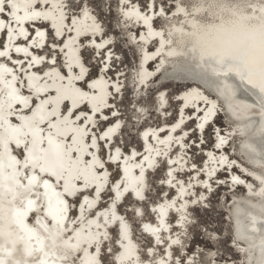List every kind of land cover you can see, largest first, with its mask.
Returning <instances> with one entry per match:
<instances>
[{"label":"bare ground","instance_id":"6f19581e","mask_svg":"<svg viewBox=\"0 0 264 264\" xmlns=\"http://www.w3.org/2000/svg\"><path fill=\"white\" fill-rule=\"evenodd\" d=\"M62 2L67 5V0H62ZM191 2L201 5L199 12L192 8L188 9L197 19L204 16L205 13H208L209 16L215 13L216 17L224 20L229 18L239 20V15L233 17L227 8L209 7L210 4L225 3L227 0H191ZM231 2L242 4L243 0H231ZM133 3L141 11H145L138 0H133ZM168 3L170 4L171 12L166 11L164 16H153L150 21L151 30L154 33L162 32L163 37H161L149 35V27L142 20H138L135 16L127 17L125 12L131 8V5L125 8L117 0V12L124 24V28H126L128 40L131 44L136 45L139 54L136 68L132 71L133 97L140 96L142 90L146 91L149 89L152 81L163 76L161 73L164 69L169 70L171 68L170 65L180 59L186 63L185 68H187V71L200 65L210 69L211 72L217 75L220 90L226 93V89L232 91L231 83L233 84V81L220 73V65L213 59V57L218 58L223 52L216 43L221 34L213 29H200L199 26L196 29L191 28L187 22L192 17H185L183 13L174 16L173 13L176 12V8L173 6L172 0H169ZM40 11L46 14V18L42 14L38 18L25 19L17 23L14 18L9 17L5 23L11 24V38L7 35L6 30L0 31V44H2L0 51L7 53L5 57H0V64L12 69L11 73L0 69V110H2L6 118L13 124H19V117H31L33 111L39 108L45 109V114L53 109L57 115L60 113L66 114L65 105L71 108L75 101L78 110L92 118L91 122H89V127L94 123L95 128L93 131L97 134L114 127L116 123L121 125L115 134H110V139L111 145L121 147L124 156H130L133 150L138 151L142 155H148L145 152V148L149 147L161 150L162 153H167V155L162 154L161 156H155V153H152V158L156 161L154 168H147L145 163L146 183L149 173H155L162 168L163 175L157 177V183L162 186V191L158 198L154 201H147L146 188L144 192L146 199L144 201H137L134 194L130 192L124 194L117 205L118 214L124 215L128 219L118 209V206L124 203L127 196H130L135 201L131 208L133 214L136 208H142V204L147 203L148 211L152 216L148 218L144 217V215L140 217L134 216L139 220L138 228L140 232L153 241V246H155V238L148 233H144L141 225L143 223H151L154 226H158V213L152 212L151 209L160 203H166L169 198L175 199L177 197L179 185H177L176 189H173L166 183H160V180L168 179L167 172L169 167L175 169L173 175L178 180L184 181L186 186L191 184V187L187 189L188 194H185L177 205L179 206V203H183L186 200L188 201L186 208L181 209L179 212L174 209L168 211L167 220L171 222L174 231L161 232L162 236H171L172 239L179 237L181 243L173 245V248H184L183 241L187 237V226L192 222L188 215L190 207L198 205L207 207L206 193L214 187H225L230 189L231 192L236 187H241L246 192V195H244L247 198L241 201L239 197H235L233 194L227 216L233 220L231 215L238 213L236 215L238 219L236 220L239 222L242 236L239 240L234 234L233 228H231V241L234 248H237L236 252L239 254V258H242L240 261L242 264H264V196L256 195L260 191L261 185L254 179L256 175L260 174L262 170L261 164L264 163V143L255 145L245 136V129L248 127L252 131H264V94L260 93L258 88H255V90L251 91L253 97L234 95L229 102H224L217 95V89H212L204 83L202 85L181 83V79H178L182 77L180 74V76L172 80L183 84L173 95L178 105L175 117L171 121L165 120L169 110L168 90L166 88L158 89L155 92L154 101L155 111L161 121L142 125L136 130L140 147L130 145L125 150L122 137L124 119L121 109L117 107V99H120L124 93V75L126 73L124 68L111 67L113 60H119V54L114 49L115 40L113 33H106L103 23L86 0H84L80 8L75 9L70 6L60 7V0H48V4L42 5ZM85 12H87V15H85ZM24 14L22 6L17 15L23 17ZM145 14L153 15L149 11H145ZM2 18L3 16H0V19ZM156 20L159 21L158 24H156ZM48 31L51 32L52 39L49 38ZM191 32H195L196 35H190ZM168 33H171V35H168ZM97 45H103V47H97ZM17 48H20L21 51L17 52ZM85 48L91 50L93 58L99 61L98 69L94 75L90 74V68L83 60L82 50ZM33 57L39 60V63L34 62ZM29 64L32 66L29 67ZM81 65L84 69L82 75ZM162 65L165 66L164 69H162ZM70 67L71 71H69ZM159 68L160 71L157 73ZM13 76L16 77L15 80H13ZM76 76H81V78L76 79ZM231 77L233 78V76ZM234 79L239 84L245 85V82H241L239 78ZM164 80L171 79L166 76ZM256 82L258 83V79H256ZM29 84H31V87H29ZM234 84L238 86L236 83ZM117 88H119L118 92L116 91ZM233 90L235 89L233 88ZM16 93L19 96L28 98L29 104L18 103L14 99ZM83 93H87V95L83 96ZM44 101L47 103H42ZM219 103L222 105L225 115H228L233 120L232 126L228 128H221L214 123L217 116L215 112H218L217 106ZM9 104L12 105L11 108L8 107ZM225 106L227 109H231L232 116L226 113ZM131 107L137 112L134 121L143 123L148 116V109L138 103H134ZM9 112H15V115H7ZM113 112L116 113L115 116L112 115ZM240 114L246 117L236 119V117H240ZM101 116H106L107 119H100ZM210 118L209 123L207 121ZM98 122L103 123L101 128ZM76 123L79 124L80 122L77 121ZM189 123L191 124L188 125ZM177 124H179V127H176ZM201 124L204 125V129L199 127ZM210 126L213 129L214 138L211 145L206 147L204 146V132ZM41 127H44V125L42 124ZM3 132L4 128L0 127V134ZM145 133H148L147 139H145ZM184 133H187V135H184ZM193 134L199 137L194 138ZM221 137L224 138L225 143L217 148ZM236 138L240 139L237 151L247 160L245 164L236 160L234 156H229L225 150L227 146H229L228 149L231 148V141ZM161 140L163 143H160ZM100 143L105 142L101 141ZM10 146L14 147V145ZM192 146L203 155L201 164H197L192 160L191 150H189ZM0 151H3V149L0 148ZM112 154L115 155L114 149ZM141 158L142 156L137 157V160ZM85 159H89V157L85 156ZM168 159L178 161V163L169 166L166 164ZM231 161H235V164L231 163ZM132 163H135V161H129V164ZM117 164L120 165V169L117 168ZM193 164L196 165L195 169L192 168ZM114 167L116 172H120L119 176H115L116 179H123V158L120 161L111 163L110 168L107 163L105 165L106 170L111 174ZM201 169L203 171H199ZM220 173L222 174L220 175ZM132 175L138 176L139 169H132ZM233 176L239 177L245 183H234ZM108 180L109 182L112 181V175L109 176ZM204 182L210 185V188L206 189ZM253 183L255 186L249 188V185ZM91 190L90 188L89 191ZM105 193L106 190L101 193V202L108 205L111 200ZM164 193H167L168 196H165ZM195 193H199V195ZM201 196L203 199L200 198ZM72 210L79 215V205L71 209L70 215ZM95 210H100L99 205H97ZM5 212L10 220L11 212L8 211L7 207ZM171 214L175 215L172 220H170ZM88 215L89 213L85 212V216ZM181 215H186L189 221L183 227L177 224ZM232 220L230 222L231 227L233 226ZM0 224L5 225V234L0 235V246L12 248V242L16 241V247H22L23 241H20L19 237L24 234L12 231V234L8 235L7 221H0ZM129 224L132 228L130 236L133 242L138 245L133 236V226L130 220ZM108 243L111 246V243ZM114 246L115 248L119 247L118 245ZM161 247L164 246L162 245ZM2 254L0 253V255ZM250 257L254 259L250 260ZM186 258L194 260L195 255L190 253L187 254ZM13 259H22V257L19 253H14ZM213 263L209 261L205 264ZM224 264H232V262H225Z\"/></svg>","mask_w":264,"mask_h":264},{"label":"snow or ice","instance_id":"6c2138e0","mask_svg":"<svg viewBox=\"0 0 264 264\" xmlns=\"http://www.w3.org/2000/svg\"><path fill=\"white\" fill-rule=\"evenodd\" d=\"M83 3L84 0H67L66 5L60 0V7L80 8ZM119 3L125 8L131 5L125 15L129 18L135 16L148 25L149 35L163 37L162 32L154 33L151 30L150 21L153 16H164L166 11L171 12V8H166L168 0H144L143 9L152 12V16L141 11L133 0H119ZM172 3L176 8L174 16L183 13L185 17H192L187 22L191 28L196 29L199 26L200 29H213L221 34L216 43L223 52L213 59L220 65L222 75L239 78L241 82L247 83L251 88H258L260 93L264 94V0H243L242 4L227 0L225 3L209 5L227 8L233 17L239 15V20H224L216 17L215 13L211 16L205 13L197 19L188 9L199 12V3L191 0H172ZM47 4L48 0H0V16H3L0 19V31L6 30L11 38V24L5 23L9 17L14 18L17 23L38 18L42 14L46 18V14L40 9L42 5ZM22 6L25 13L23 17L17 15ZM190 35L196 33L191 32ZM16 51L21 49L17 48ZM6 55L5 51H0V57ZM33 61L39 63L35 57ZM31 66L29 64V67ZM0 69L12 72V69L4 64H0ZM71 70L70 67L69 71ZM83 71L81 65V75ZM80 78L81 76H76V79ZM254 78L258 79V83ZM15 79L13 76V80ZM116 91L118 92L119 88ZM82 95L86 96L87 93ZM14 99L18 103L29 104L28 98L19 96L18 93ZM8 107L11 108L12 105L9 104ZM65 112L66 114L57 115L53 109L45 114V109L39 108L33 111L31 117H19L20 123L13 124L0 110V127L4 128V132L0 134V148L3 149L0 151V221H7L8 235H11L12 231L24 234L19 237V240L23 241L22 247H16V241L12 242V248L0 246V253H3L0 255V264H195L193 259L182 255L180 249L173 248V245L181 243L179 237L172 239L171 236L161 235V232L174 231L171 222L167 220L168 211L174 209L179 212L186 208L188 203L185 200L177 206L183 196L188 194L187 189L191 184L186 186L184 181L178 180L173 175L175 169L169 167L168 179L160 180V183H166L173 189L179 185L177 197L169 198L166 203H160L151 209L152 212L158 213V226L151 223L141 225L144 233L155 238V246L153 241L149 240L145 247L140 249L130 236L132 228L129 220L117 212V205L124 194L131 192L137 201L146 199L144 192L148 185L145 181V163L147 168H154L156 161L152 158V153L154 152L155 156L167 153L149 147L145 148L148 155L133 150L130 156H124L121 147L111 145L110 139V134H115L121 127L119 123L97 134L93 131L94 123L89 127L92 118L80 112L75 101L71 108L65 105ZM7 115H15V112H9ZM112 115L115 116L116 113L113 112ZM100 119L107 117L101 116ZM77 121L80 123L77 124ZM42 124L44 127H41ZM176 127H179V124ZM199 127L203 128L204 125ZM144 136L147 139L148 133ZM101 141L105 143H100ZM223 143L225 140L221 137L217 148ZM113 149L115 155L112 154ZM85 156L89 159H85ZM141 156L142 158L137 160V157ZM122 158L123 179L117 180L113 176L109 182L108 178L112 174L106 170V163L110 168L111 163ZM129 161L135 163L129 164ZM177 163L178 161L172 159L166 161L169 166ZM231 163L235 164V161ZM117 168L120 169L119 164ZM192 168L195 169L196 165L193 164ZM132 169H139V175L133 176ZM261 169L254 179L261 185L256 195L264 196V163L261 164ZM119 174L117 171L116 175ZM232 179L237 184L245 183L236 176ZM204 187L208 189L210 185L204 182ZM251 187L252 185H249V188ZM105 190L111 200L108 205L101 202V193ZM164 195L168 196L167 193ZM200 198L203 199L202 196ZM76 205H79V215L75 212L70 215L71 209ZM97 205L99 211L95 210ZM6 207L11 212L10 220L5 212ZM85 212L89 215L85 216ZM144 214L142 208L134 210L137 217ZM186 223H189L187 216L181 215L177 224L183 227ZM4 234L5 225L0 224V235ZM108 242L119 247L109 246ZM162 245L164 247H161ZM14 253H19L22 259H13ZM201 264H205L203 258Z\"/></svg>","mask_w":264,"mask_h":264},{"label":"rangeland","instance_id":"374dc122","mask_svg":"<svg viewBox=\"0 0 264 264\" xmlns=\"http://www.w3.org/2000/svg\"><path fill=\"white\" fill-rule=\"evenodd\" d=\"M92 7L93 11L103 23V27L106 33H113L114 35V49L119 54V60H113L111 67L113 68H124V93L122 97L117 99V107L121 109L122 117L124 119V128L122 131L123 137V148L126 150L130 145H135L140 147V142L137 139L136 130H138L142 125L146 123H158L161 121L157 112L155 111V92L160 88H166L168 90V116L165 120L171 121L176 115L177 102L174 100V93L177 92L181 87L180 84L172 80H164L168 74H165L166 69L163 66V71L161 74L163 76L158 77L155 81H152L149 89L146 91L142 90L140 96L133 97V87H132V71L136 68L137 61L139 58L138 50L136 45L131 44L128 40L126 28L120 19L117 12V0H86ZM140 6H143L144 0H138ZM169 1V0H168ZM79 2V0H75ZM71 8H76L72 7ZM170 4L167 3L166 8H169ZM158 24L159 21H155ZM126 26V25H125ZM49 38L52 39L51 32L48 31ZM1 37V36H0ZM83 60L88 64L90 68V74L94 75L98 69L99 61L95 60L92 56V51L88 48L82 50ZM93 58V59H92ZM59 60V59H58ZM165 65V64H164ZM167 71V70H166ZM112 73V70H111ZM134 103H138L145 106L148 109L147 118L141 123V121H134L137 112L131 107ZM217 116L214 123L221 128H228L232 126L233 120L225 115L222 105L219 103L217 106ZM189 123L188 125H190ZM99 127L103 126L102 122H98ZM212 127H208L204 132V146H210L214 133ZM194 138L199 137L193 134ZM231 139V138H230ZM229 139V140H230ZM240 139L236 138L231 141V148L229 146L225 149L229 156H234L236 160L245 164L247 161L243 158L237 151V145ZM192 160L197 164H201L203 155L199 151L189 148ZM249 159V158H248ZM251 160V159H250ZM115 167L112 169V177L116 176ZM222 173H220L221 175ZM163 175L162 168H160L155 173L148 174L147 181V201H154L158 198L162 186L157 183V177ZM254 187L255 184L253 183ZM197 190V189H196ZM233 194L235 197H239V200L243 201L247 198L246 192L243 191L241 187H236L234 191H230L225 187H214L211 191L206 193L207 195V207H202L201 205L192 206L188 211V215L192 219L191 224L187 227V237L184 238L183 247L180 249L181 254L185 257L187 254L194 253L195 264H201V258L205 263L209 261L214 262L213 264H224L225 262H232V264H242L240 262L242 258H239V254L236 252L237 248H234L231 231V221L228 218L227 213L230 210V204L232 201ZM245 194V195H244ZM107 195V193H105ZM135 201L127 196L124 203L118 206V209L123 212L127 218L131 221L133 226V236L138 242L140 249H143L147 242L150 240L147 235L140 232L138 228L139 220L134 216L132 212V205ZM146 205V207H145ZM142 210L144 211V217H151L152 214L148 211L147 203L142 204ZM73 212V210H72ZM231 215V213H230ZM175 215H170V220L174 219ZM115 248L114 245L111 244ZM111 260V257H109Z\"/></svg>","mask_w":264,"mask_h":264},{"label":"water","instance_id":"95a60500","mask_svg":"<svg viewBox=\"0 0 264 264\" xmlns=\"http://www.w3.org/2000/svg\"><path fill=\"white\" fill-rule=\"evenodd\" d=\"M164 65H162L163 67ZM171 68L169 70H164L165 74H168L167 77H169L171 80L176 79L177 76H180V74L182 75L181 78V83L185 82L187 84L189 83H196L197 85H202V83H204L205 85H208L209 87H211L212 89H217L219 91L216 90L217 95L219 96V98H221L224 102H229L230 99H232V97L234 95H245V96H250L253 97V95L251 94V91L255 90L254 88H251L247 83L243 84H239L237 80H235L234 78H232L231 76H228V79H231V81H233L232 85V91H230V89H226L227 93L225 91H221L220 87L218 85V78L217 75L213 72L210 71V69H206L205 67H201V65L199 67H194V69L187 71L186 67V63L183 60H177L175 61L172 65H170ZM161 67V68H162ZM163 69V68H162ZM160 71V68L157 69V73ZM236 83L238 86H235ZM214 84V85H213ZM183 84H180V87H182ZM215 86V88H214ZM233 88L235 90H233ZM225 90V89H224ZM257 90V89H256ZM234 92V93H232ZM138 95V94H137ZM225 105V104H224ZM225 111L228 114H232L231 109H227V107L225 106ZM240 112V111H237ZM213 116V115H212ZM211 116V118H212ZM232 116V115H231ZM241 117V118H240ZM240 117H236V119H242L246 116H242V114H240ZM211 118L207 121L210 123ZM204 129V127H203ZM245 136L250 139L255 145H261V143H264V131H252L249 127L247 129H245ZM245 151L243 152L244 155ZM247 153H249L247 151ZM250 154V153H249ZM236 215H238V213H234L232 216L233 220V226L231 228H233V232L234 234L237 236V238H239V240L241 239V230L239 227V222L238 218H236ZM231 221V220H230ZM253 257H250V260H253ZM245 261V260H243Z\"/></svg>","mask_w":264,"mask_h":264}]
</instances>
